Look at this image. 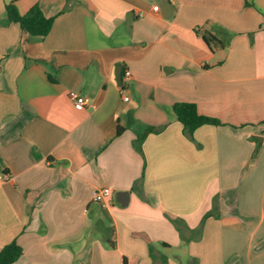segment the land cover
<instances>
[{
  "label": "crops",
  "instance_id": "0c3cea01",
  "mask_svg": "<svg viewBox=\"0 0 264 264\" xmlns=\"http://www.w3.org/2000/svg\"><path fill=\"white\" fill-rule=\"evenodd\" d=\"M11 1L0 251L16 241L13 264H264V0H17L54 19L43 38L9 21ZM178 102L221 124L188 132ZM104 186L113 195L95 201Z\"/></svg>",
  "mask_w": 264,
  "mask_h": 264
},
{
  "label": "trees",
  "instance_id": "16d2710c",
  "mask_svg": "<svg viewBox=\"0 0 264 264\" xmlns=\"http://www.w3.org/2000/svg\"><path fill=\"white\" fill-rule=\"evenodd\" d=\"M17 0H12L6 5V13L9 21L18 23L22 30L34 37L43 38L46 36L53 25V18L46 17L38 5L33 6L25 14H21L16 6ZM176 118L184 128L193 133L195 129L204 124L220 125L221 122L213 117L200 114L197 105L192 102H178L173 106ZM119 128V132H121ZM155 128L147 127L145 132L140 135V142L149 132ZM23 254L22 247L16 242L5 245L0 251V264H13ZM187 264H195L194 259H190Z\"/></svg>",
  "mask_w": 264,
  "mask_h": 264
},
{
  "label": "built area",
  "instance_id": "2783aa9c",
  "mask_svg": "<svg viewBox=\"0 0 264 264\" xmlns=\"http://www.w3.org/2000/svg\"><path fill=\"white\" fill-rule=\"evenodd\" d=\"M161 9V5L160 4H156L153 6V11H160ZM131 79V71L129 69H126L124 72V80L125 81H129ZM70 98L72 99L73 103H74V107L77 110H83L87 104L88 98L86 95L84 94H80L76 91H71L69 93ZM123 99L125 101H128L130 99V95L123 93ZM9 175L4 174L2 179H8ZM113 195L112 189L109 187H100L98 189H96V191L94 192V200L100 203H105L111 196Z\"/></svg>",
  "mask_w": 264,
  "mask_h": 264
},
{
  "label": "water",
  "instance_id": "95a60500",
  "mask_svg": "<svg viewBox=\"0 0 264 264\" xmlns=\"http://www.w3.org/2000/svg\"><path fill=\"white\" fill-rule=\"evenodd\" d=\"M162 7H163V8L167 7V8H169V9L172 8L171 3L168 2V1H165V4L163 3V4H162ZM118 76H119V79H118V80H119V84H121V83H122V74L119 73ZM117 197H118L120 200H122V202H127L128 198H129V193H128L127 191H119V192L117 193Z\"/></svg>",
  "mask_w": 264,
  "mask_h": 264
}]
</instances>
